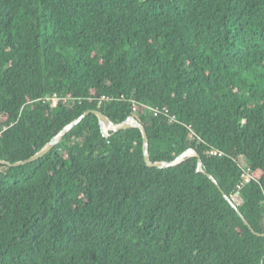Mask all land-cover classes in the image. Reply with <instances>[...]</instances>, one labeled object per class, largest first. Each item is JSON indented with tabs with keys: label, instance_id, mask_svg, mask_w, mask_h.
<instances>
[{
	"label": "trees",
	"instance_id": "obj_1",
	"mask_svg": "<svg viewBox=\"0 0 264 264\" xmlns=\"http://www.w3.org/2000/svg\"><path fill=\"white\" fill-rule=\"evenodd\" d=\"M89 110L136 119L152 163L196 151L264 233V0H0V160ZM108 133L89 114L0 163V264H264L196 157Z\"/></svg>",
	"mask_w": 264,
	"mask_h": 264
},
{
	"label": "water",
	"instance_id": "obj_2",
	"mask_svg": "<svg viewBox=\"0 0 264 264\" xmlns=\"http://www.w3.org/2000/svg\"><path fill=\"white\" fill-rule=\"evenodd\" d=\"M89 114H94L97 117L100 128H101V132L105 137L109 136L108 132H111L114 134V133H117L121 130L133 128V127H137L138 129H140L141 134H142V138H143V156H144V160H145L147 165L153 166V167H156L159 169H165V168L172 167L176 164L181 163L185 158L194 156L197 158V169H196V171L197 172H203L219 188L216 180L209 173L202 170V161H201V158L199 157V155L197 154L196 151L191 150V149L186 150L185 152L180 154L178 157H176L173 161L168 162V163H165V162L152 163L148 157V137H147L146 130L136 119H134L133 117H128L125 121H123L119 124H115L111 120H109L108 117H106L104 114H102L101 112L96 111V110H89V111H85L84 113H82L77 119H75L73 122H71L66 127H64V129H62L40 151H38L32 157H30L26 160L17 161L14 163H10L8 161L0 160V163L6 164V165L11 166V167H16V166H20V165H25L27 163H30V162H33V161L39 159L40 157L44 156L50 149H52V147L56 143H58V141H60V139H62V137L67 132H69L74 126L79 124V122L85 116H87ZM219 190L222 193L225 200L236 210L237 214L240 216L243 223L251 229V227L248 224V222L246 221V219L243 217V215L238 210L237 203H235V201L232 198H229L220 188H219ZM251 231L254 232L252 229H251ZM254 233L256 235H260V236L264 237V233H262V234L256 233V232H254Z\"/></svg>",
	"mask_w": 264,
	"mask_h": 264
},
{
	"label": "built area",
	"instance_id": "obj_3",
	"mask_svg": "<svg viewBox=\"0 0 264 264\" xmlns=\"http://www.w3.org/2000/svg\"><path fill=\"white\" fill-rule=\"evenodd\" d=\"M103 99H104V97H103ZM45 100H50L53 105H56L57 104V101H58V98H57V96L55 94H53L51 96H48V97L44 98L43 99V102ZM161 111L164 112L165 114H167V112H168V110L166 108H163ZM158 112H160V110L158 108L155 109V110H153V114L154 115H157ZM167 117H169V116H167ZM171 118L172 117H170V119ZM210 154L211 155H214V156L215 155L220 156L221 155V152L217 151L216 149H211L210 150ZM250 179H251V176L249 175L248 171L243 172V174H242V182H240V184L237 186V188L240 189L241 186L244 185L245 183L249 182ZM235 197H238V192L235 193L234 198Z\"/></svg>",
	"mask_w": 264,
	"mask_h": 264
},
{
	"label": "rangeland",
	"instance_id": "obj_4",
	"mask_svg": "<svg viewBox=\"0 0 264 264\" xmlns=\"http://www.w3.org/2000/svg\"><path fill=\"white\" fill-rule=\"evenodd\" d=\"M234 199V201H235V203H241V199H240V197H235V198H233Z\"/></svg>",
	"mask_w": 264,
	"mask_h": 264
}]
</instances>
